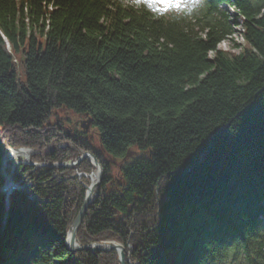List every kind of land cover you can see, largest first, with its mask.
Here are the masks:
<instances>
[{
    "label": "trees",
    "instance_id": "trees-1",
    "mask_svg": "<svg viewBox=\"0 0 264 264\" xmlns=\"http://www.w3.org/2000/svg\"><path fill=\"white\" fill-rule=\"evenodd\" d=\"M239 17L246 44L219 47ZM70 116L91 119L98 144ZM63 141L104 167L81 244L116 239L133 264H264V0H204L193 15L0 0V188L7 147ZM78 155L67 145L32 159ZM9 163L27 188L0 191V264H120L116 250L67 245L88 158Z\"/></svg>",
    "mask_w": 264,
    "mask_h": 264
},
{
    "label": "water",
    "instance_id": "water-1",
    "mask_svg": "<svg viewBox=\"0 0 264 264\" xmlns=\"http://www.w3.org/2000/svg\"><path fill=\"white\" fill-rule=\"evenodd\" d=\"M92 120L91 119H84L81 121V127H83L85 130H88L91 126ZM8 151H26L24 148H7L6 153ZM80 157L78 158V160H76L75 162H53V163H46L52 167H75L77 164H79L85 157L87 156H91L93 158L94 164L96 166L98 175H99V180L96 184H94L93 182H91V184L88 186V190L82 205V208L78 214V216L76 217V219L74 220L72 226L70 227L69 233H68V239H67V244L69 246V248L72 251H77V250H90V251H111V250H117L119 253V258L121 261V264H128L127 260H126V252H125V245L117 240H104L98 243H90V244H85V245H81L78 241H77V233H78V229L80 224L83 221L84 215L86 213V210L89 206V204L92 202L93 200V194L96 192H98V187L101 185V182L103 180V174H104V167L101 163V161L98 159V157L90 152V151H86L83 149H80ZM28 161H31L29 157H27ZM33 164L40 166L43 165L45 163H35L32 162ZM21 188L20 186H17L15 184H8L3 188H0V191L4 192V191H11V190H15Z\"/></svg>",
    "mask_w": 264,
    "mask_h": 264
},
{
    "label": "rangeland",
    "instance_id": "rangeland-1",
    "mask_svg": "<svg viewBox=\"0 0 264 264\" xmlns=\"http://www.w3.org/2000/svg\"><path fill=\"white\" fill-rule=\"evenodd\" d=\"M126 1H131V2H137V0H126ZM142 0H140L141 2ZM202 0H171V4L175 5L177 3H179V7H169V9L167 11H165V13L169 14L172 11H180L182 12V10H185L187 13H193L197 8V5L201 2ZM228 9L230 10L231 14L233 15L232 18L235 17V12L233 11L232 8H230L229 6H227ZM196 8V9H195ZM233 20V19H232ZM239 22L241 23V19H239ZM242 25L241 24H236L234 26V34H233V38L231 37H227L225 39H223L220 43H219V47L229 50V51H234V52H239L242 50V46L243 44L245 45V38L243 37L242 34ZM237 42L240 45L236 46L234 43ZM214 54V53H212ZM20 77L23 81H26V75L25 73L21 72L20 73ZM71 117V116H70ZM74 121L73 126H76L80 129H82L80 123L82 120V118H78L76 116L71 117ZM89 134L91 135L93 141L98 144L99 142V135H98V130L96 127H90L89 129ZM59 144L52 142L49 143L48 145H46V147L40 152V155L44 156L45 154L49 153L50 151H53ZM33 157V154L31 155ZM10 160H13L14 163H18V162H22V161H26V158L23 156H17L15 158H11L8 160V162H3V174H5L7 180L11 181L13 180V169L12 167H10ZM34 162H40V161H34ZM41 163V162H40ZM28 184H32V182L28 183ZM24 187H27V185H25ZM67 201H66V207L68 208L69 206L72 205V200L70 199L69 196H67Z\"/></svg>",
    "mask_w": 264,
    "mask_h": 264
},
{
    "label": "clouds",
    "instance_id": "clouds-1",
    "mask_svg": "<svg viewBox=\"0 0 264 264\" xmlns=\"http://www.w3.org/2000/svg\"><path fill=\"white\" fill-rule=\"evenodd\" d=\"M140 0H137V3H139ZM143 2L146 4V6L159 13H164L169 9V7H179V3L173 5L171 4V0H143Z\"/></svg>",
    "mask_w": 264,
    "mask_h": 264
},
{
    "label": "bare ground",
    "instance_id": "bare-ground-1",
    "mask_svg": "<svg viewBox=\"0 0 264 264\" xmlns=\"http://www.w3.org/2000/svg\"><path fill=\"white\" fill-rule=\"evenodd\" d=\"M36 153V151H33V150H26V151H8L6 154H5V162H8L9 159L11 158H15L17 156H23V157H28V156H31L32 154ZM92 179H93V183L96 184L99 180V175H98V172L95 171L93 174H92Z\"/></svg>",
    "mask_w": 264,
    "mask_h": 264
}]
</instances>
